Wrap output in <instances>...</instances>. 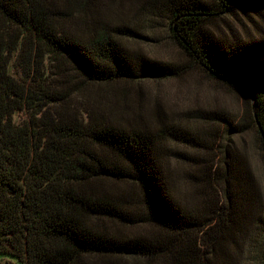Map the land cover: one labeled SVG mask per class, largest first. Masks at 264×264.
I'll use <instances>...</instances> for the list:
<instances>
[{
    "label": "trees",
    "instance_id": "1",
    "mask_svg": "<svg viewBox=\"0 0 264 264\" xmlns=\"http://www.w3.org/2000/svg\"><path fill=\"white\" fill-rule=\"evenodd\" d=\"M88 3L0 0V254L21 264H264V193L236 141L251 127L264 154V41L226 42L210 29L262 17L264 0L163 5L184 55L253 103L237 125L227 121L220 150L206 134L138 126L118 103L79 113L86 85L179 76L105 23L85 25ZM15 52L23 81L9 70ZM20 112L30 113L22 123ZM169 136L190 151L169 153ZM173 159L186 166L180 176Z\"/></svg>",
    "mask_w": 264,
    "mask_h": 264
},
{
    "label": "rangeland",
    "instance_id": "2",
    "mask_svg": "<svg viewBox=\"0 0 264 264\" xmlns=\"http://www.w3.org/2000/svg\"><path fill=\"white\" fill-rule=\"evenodd\" d=\"M56 1L64 8L68 4V0ZM165 4L166 0H89L86 10L81 11L85 16V25L87 23L100 29L103 27L101 23H105V29L119 35L131 52L142 53L152 62L171 65L177 69L179 76L170 79L148 78V81L135 83L122 82L111 87L89 84L82 92L75 94L79 99L74 107L82 113L86 107L96 108L104 105V102L110 105L118 103L120 114L128 116L138 126L163 131L161 134H166L172 128L173 134H206L205 137H211L209 146L220 150L224 146L222 137L230 134L227 121L237 125L251 111L253 103H247L246 98L236 90L211 78L184 55L172 38L170 16L163 8ZM79 9H75V14L80 13ZM70 24L83 26L82 21L73 20ZM210 29L226 42L236 39L264 41V13L262 17L255 13H251L250 17L243 14L223 17L213 22ZM16 55L17 52L13 54L9 70L13 77L23 81ZM206 113L216 114L223 120L201 118ZM29 116L30 113L20 112L15 115V120L22 123ZM243 134L236 138L238 148L252 167L264 193V154L254 129L247 127ZM170 139L166 141L169 153L190 151L189 146L181 141L173 137ZM217 156L221 157L222 153L217 151ZM172 166L179 168L176 171L179 176L186 168L185 164L175 159L172 160ZM109 184L108 188L111 186ZM121 186L138 199L137 186L131 183H122ZM121 229L127 231L126 228ZM0 264L21 262L0 254Z\"/></svg>",
    "mask_w": 264,
    "mask_h": 264
},
{
    "label": "water",
    "instance_id": "3",
    "mask_svg": "<svg viewBox=\"0 0 264 264\" xmlns=\"http://www.w3.org/2000/svg\"><path fill=\"white\" fill-rule=\"evenodd\" d=\"M253 99H254V97H253ZM258 126H259V130H260V132H261V134H262V136H263V138H264V131H263V129H262L260 123H258Z\"/></svg>",
    "mask_w": 264,
    "mask_h": 264
}]
</instances>
